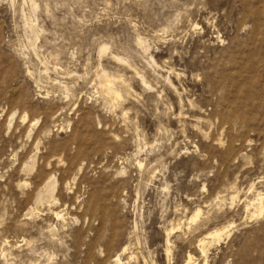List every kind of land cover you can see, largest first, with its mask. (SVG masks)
<instances>
[{"label":"rangeland","instance_id":"374dc122","mask_svg":"<svg viewBox=\"0 0 264 264\" xmlns=\"http://www.w3.org/2000/svg\"><path fill=\"white\" fill-rule=\"evenodd\" d=\"M257 193L264 0H0V264H264Z\"/></svg>","mask_w":264,"mask_h":264},{"label":"bare ground","instance_id":"6f19581e","mask_svg":"<svg viewBox=\"0 0 264 264\" xmlns=\"http://www.w3.org/2000/svg\"><path fill=\"white\" fill-rule=\"evenodd\" d=\"M106 77V76H105ZM104 77V78H105ZM107 79V78H106ZM105 80V79H104ZM109 80V79H108ZM110 82V81H109ZM110 89H111V87H110ZM112 90V89H111ZM103 92V91H102ZM108 92V91H107ZM115 92V91H114ZM109 93V92H108ZM117 97V96H116ZM112 103V102H111ZM49 181V180H48ZM52 181V180H51ZM49 183V182H48ZM48 185V184H47ZM53 185V184H52ZM51 185V186H52ZM257 202H256V210H257V212H258V214H260L262 211H263V209H264V204H263V201H264V194L263 193H257ZM252 202V201H251ZM253 204H254V202H253ZM249 206H250V204H249ZM255 206V205H254ZM253 207V206H252ZM255 208V207H254ZM103 211V210H102ZM97 213V212H96ZM54 214L55 215H57L58 213L57 212H54ZM257 215V214H256ZM258 216V215H257ZM194 217H196V214L194 215ZM193 217V218H194ZM101 221V220H100ZM109 222V221H108ZM217 231V230H216ZM97 232V231H96ZM103 235V234H102ZM217 236V235H216ZM213 237V236H212ZM203 245V244H202ZM205 248V247H204ZM205 250V249H204ZM119 257V256H118ZM117 257V258H118ZM118 260V259H117ZM190 260H191V257L190 256H187V260H186V263L185 264H189L190 263Z\"/></svg>","mask_w":264,"mask_h":264}]
</instances>
